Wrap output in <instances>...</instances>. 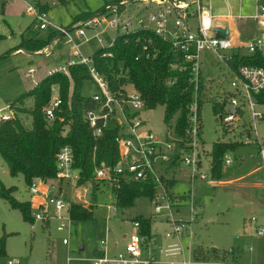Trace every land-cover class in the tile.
<instances>
[{
    "label": "built area",
    "instance_id": "obj_1",
    "mask_svg": "<svg viewBox=\"0 0 264 264\" xmlns=\"http://www.w3.org/2000/svg\"><path fill=\"white\" fill-rule=\"evenodd\" d=\"M156 5L154 11L143 18H136L133 23L136 29H146L169 41L171 48L182 54L189 62L190 80L197 81L200 72L199 52L208 49L216 59L226 64V61L233 53L244 49V53L264 54V14L253 15L257 24L261 27L262 33L251 39L238 40L237 34L233 32L228 24L233 18L230 14H213L202 9L200 0H192L186 3L182 0H144ZM26 12L33 15L34 29L51 28L55 33H62L59 39L65 37L64 42L70 44L71 55L62 64L51 67L47 73L63 72L67 75V66L71 64H84L95 91L89 94L93 101L91 107L83 110V120L93 136L101 135L104 128L109 126L118 127L119 133L115 137L117 159L112 165L103 161L95 164L92 170L91 179L115 192L126 183L149 182L154 190L153 195L148 199L152 205V215L149 219L165 224L162 231L164 243L157 248L148 245V237L138 233V227L134 223L132 232L124 245L123 250L116 255H107L105 246H101V254L89 258L91 264H264L263 262L240 261L235 257H228L227 254L211 255L202 258L196 255L195 249L191 246V225L198 215L199 206L193 195L195 180L208 178L210 184H215V179L209 176V152L202 147L198 137V115L196 101L188 105V127L185 129L186 137L176 136L172 139L160 137L154 132L143 127V121L139 116V110L144 106L139 93L131 85H123L122 89L112 92L106 78H104L93 66L91 57L83 56L79 49L82 41L99 37L103 32L94 31L102 22L106 27L128 30L132 21L129 18L121 19L124 15V5L119 7L118 3H107L104 10L94 16L88 17L78 25L64 27L55 25L48 19V10H42L38 5H32L28 1ZM194 4V9L191 8ZM124 6V7H123ZM124 8V9H123ZM173 17L172 26L167 25L168 18ZM243 22L244 16L239 17ZM194 20V25L189 20ZM144 21L151 24H144ZM92 30L90 36H86L80 27ZM214 28H226V34L215 35ZM73 35L81 36L80 42H75ZM56 37L52 40H59ZM112 41V39H111ZM111 41L108 45H111ZM141 44L143 58L155 57L157 49L151 41L146 38H137ZM231 51L226 52V50ZM240 53V52H239ZM110 55L109 52L102 55ZM172 67L177 66L180 70L183 66L171 63ZM227 68V65H226ZM35 67H30L27 73L35 72ZM228 70V69H227ZM231 91L228 92L226 103L222 112L216 116L222 124L224 131L231 133L227 140L239 141L241 144H255L258 146L261 158V167L264 170V147L256 133V122L264 119V65L240 64L237 69L230 72ZM60 100L57 94H53L51 100L42 107V112L47 120L55 118V110ZM12 111L6 106L5 111H0V121L12 117ZM206 159L207 172L202 170L203 159ZM56 178L54 183H48L39 177L35 178L28 187L32 195L44 193L42 202L31 201L32 216L34 220L48 221L55 218L59 221L56 229L69 228L71 218L68 214V205L72 202L85 201L90 193V181L79 182V169L72 166L73 153L68 145H63L56 151ZM231 162L228 151L222 156V166ZM178 165L187 168V175L190 187L181 196L172 194L168 185L166 172ZM69 185V198L65 199L63 190L57 192V181ZM89 192V193H88ZM73 196V198H72ZM89 200V199H88ZM81 203V202H80ZM83 203V202H82ZM84 204V203H83ZM85 205V204H84ZM52 213V214H51ZM247 222L251 224V231L256 236H264V225L255 215H249ZM184 237L188 243L184 245ZM62 244H67L68 239L63 237ZM102 242V241H101ZM251 250L250 246H247ZM232 252V250L230 251ZM158 254L165 259L158 258ZM71 257L65 258V264H69ZM16 258L7 260V264H17Z\"/></svg>",
    "mask_w": 264,
    "mask_h": 264
},
{
    "label": "rangeland",
    "instance_id": "obj_2",
    "mask_svg": "<svg viewBox=\"0 0 264 264\" xmlns=\"http://www.w3.org/2000/svg\"><path fill=\"white\" fill-rule=\"evenodd\" d=\"M3 1V4H2ZM30 4H44L48 6V19L55 25L64 27L74 26L81 21L73 22V17L78 13L88 12L91 15L97 13L105 2L114 0H27ZM186 3L192 0H182ZM124 5L125 12L121 19L129 18L132 23L128 27L136 29L134 20L143 18L154 11L156 5L144 0H119ZM202 9L213 14H230L233 16L228 24L237 34L238 40L251 39L262 33L261 27L257 24L253 15L264 14V0H200ZM27 4L24 0H0V34L4 38L0 40V111H5L6 106L16 97L31 89L34 84L45 76L48 70L62 64L67 56L71 55L69 43H65V37L54 40L36 53L5 52L14 47L21 38V34L33 22V15L26 12ZM124 7V6H123ZM194 9V4H191ZM124 9V8H123ZM103 11V10H102ZM244 16V22L239 18ZM88 18V17H87ZM189 23L194 25V20ZM144 24H151L144 21ZM173 17L167 20V25L172 26ZM86 36L92 34V30L80 26ZM33 28V27H32ZM102 38L98 42L95 38L82 41L79 49L83 56L90 55L101 46H106L116 33L123 32L122 29L109 28L102 22L94 31H100ZM51 28L36 29L31 31L37 38H48ZM30 34V31H29ZM75 42L82 40L81 36L73 35ZM231 49L226 50V52ZM244 53V49H239ZM200 71L207 79V86L204 93V100L200 108L201 120V144L205 151L209 152L211 143L215 140H227L231 133L224 131L222 124L213 114L211 105L212 99L220 100L225 94L231 91L230 73L226 64L219 61L208 50L199 52ZM35 67V72L27 73L28 68ZM91 80L83 81L80 92L88 96L95 91ZM264 109V107H262ZM139 116L143 121V127L160 137L172 139L171 123L163 121V106L157 105L154 108L142 107ZM25 122H30L28 116H23ZM256 133L264 147V119L256 122ZM258 146L255 144L238 145L234 150L228 151L231 162L222 166L219 180L233 179L228 184H210L207 179L195 180L193 195L199 206L198 215L191 225V246L196 249L201 246L203 249L215 248L218 255L232 248V252H226L228 257H235L240 261L263 262L264 261V236H256L251 231V224L247 222L249 215H255L258 221L264 225V170L260 167L261 158L258 153ZM244 156L239 160V156ZM205 156L202 170L207 172ZM251 171V172H250ZM187 168L180 166L173 176L177 179L174 193L185 192L188 185L184 182ZM239 177V178H238ZM238 178V180H235ZM0 179L6 186L14 185V195L17 199L24 201L30 198L28 186L23 176H12L4 159L0 156ZM258 182L261 186H256ZM96 183V182H95ZM98 185L93 200L88 196L83 202L88 206L90 202L91 218L86 220H72L69 228L56 229L59 223L55 218L48 221L35 220L33 224L23 219L18 209L12 208L0 197V239L5 242V253L0 256V264H7V260L16 258L17 264H65V258L71 257L69 264H91L89 258L101 254V246H105L107 255H116L123 250L129 235L134 227L131 220L136 215L151 216L152 205L147 198H136L129 207H119L115 204L114 192L109 187ZM65 199L69 198L71 192L69 185L61 182ZM177 191V192H176ZM89 193V192H88ZM73 198V196H72ZM82 203V204H83ZM83 204V205H84ZM52 214V213H51ZM165 224L154 219L151 224L150 240L148 245L151 248L159 246V239ZM157 236V237H156ZM68 239L67 244H62L61 239ZM156 238V239H154ZM102 241V242H101ZM184 245L188 238L184 237ZM83 248L80 249L79 247ZM102 246V247H103ZM251 247V250L247 249ZM165 259L158 254V258Z\"/></svg>",
    "mask_w": 264,
    "mask_h": 264
},
{
    "label": "trees",
    "instance_id": "obj_3",
    "mask_svg": "<svg viewBox=\"0 0 264 264\" xmlns=\"http://www.w3.org/2000/svg\"><path fill=\"white\" fill-rule=\"evenodd\" d=\"M118 3L119 0L110 3ZM39 3V2H38ZM36 4L42 10H48L44 4ZM109 2H105V6ZM3 4V1H2ZM122 5L119 4V7ZM91 14L78 13L73 22L83 21ZM30 25L21 34L20 41L8 49L4 55L16 49L36 52L45 48L57 33L49 32L48 38H37L31 34ZM30 31V34H29ZM146 38L157 49L153 58L145 59L141 54V44L137 38ZM4 38L0 34V40ZM59 39V38H58ZM109 52L102 55L103 53ZM94 68L107 79L112 92L120 91L123 85L131 84L143 100L144 107L150 109L157 105L163 106V121L171 123L172 132L185 139V129L188 127V105L195 100L198 115V137L201 134L200 108L204 100L207 79L201 73L197 76L196 84L190 80L189 62L182 54L171 48L169 41L146 29H135L128 32L116 33L109 46H101L90 55ZM171 63L183 66L178 69ZM264 65V54L261 53H233L226 61L228 72H233L240 64ZM89 74L84 64L67 66V75L63 72L47 73L34 86L16 97L8 104L12 117L0 121V156L7 164L8 172L12 176L22 175L29 187L32 181L39 177L48 183H54L56 178V151L63 145L72 149V166L79 169V182L90 181L88 199L93 200L98 185L91 179L95 164L103 161L108 165L117 159L115 137L119 133L118 127L104 128L101 135L93 136L83 120V110L93 105L88 96L80 92L83 81L89 80ZM57 94L60 103L55 110V118L47 120L42 112L45 106ZM228 94V93H227ZM225 94L220 100L212 99L211 109L214 115L222 112L226 103ZM23 116H28L26 123ZM202 142V141H201ZM239 141L215 140L211 143L209 156V176L219 180L222 168V156L225 151H232ZM58 180L57 192L61 190ZM168 181V185H169ZM16 186H6L0 179V197L12 208L18 209L24 220L34 223L30 199L21 201L14 195ZM153 188L149 182L126 183L115 192V204L119 207H129L136 198L149 199L153 195ZM92 204L88 206L80 202H70L68 214L72 220H86L91 218ZM138 227V233L148 237L152 221L147 216L136 215L131 219ZM196 255L208 258L216 255L215 248L203 249L197 246ZM230 250H225L226 254ZM5 253L4 239H0V256Z\"/></svg>",
    "mask_w": 264,
    "mask_h": 264
},
{
    "label": "crops",
    "instance_id": "obj_4",
    "mask_svg": "<svg viewBox=\"0 0 264 264\" xmlns=\"http://www.w3.org/2000/svg\"><path fill=\"white\" fill-rule=\"evenodd\" d=\"M25 1H27V0H24V2ZM95 14H92V15H90V16H88V17H91V16H94ZM32 25H33V22H32ZM62 26V25H61ZM33 27V26H32ZM70 27V26H69ZM33 30H32V32H34L36 29H34V28H32ZM19 51L18 52H27V51H25V50H23V49H18ZM13 53H16V52H12V54ZM27 53H31V52H27ZM34 53H36V52H34ZM68 57V56H67ZM66 57V58H67ZM66 60V59H65ZM64 60V61H65ZM201 72V71H200ZM202 75V74H201ZM1 108V107H0ZM200 140H201V134H200ZM243 158H245L243 155L242 156H239V160H242ZM181 165H178V166H176V167H173V169L171 168V170H169L168 172H166V176H167V179H168V181L170 182L169 183V188H170V191L172 192V194H174V195H176V196H181V195H183L184 193H186L187 191H188V189H189V187H190V184H189V179H188V175H187V173H186V178L184 179V182L188 185V189H187V191H185V192H177V193H174L173 191H175V189H173L174 188V186H175V184L177 183V179L173 176V174L175 173V171H176V169L177 168H179ZM183 167V166H182ZM260 167H261V164H260ZM186 168V167H185ZM262 168V167H261ZM263 169V168H262ZM251 172V171H250ZM239 178V177H238ZM238 178H236L235 180H238ZM233 180V179H232ZM231 179H227V180H215L216 181V183L217 184H228V183H230L231 181H232ZM264 180V179H263ZM264 182V181H263ZM254 185H256V186H261V184H259L258 182H256V183H254ZM264 186V184L262 185V187ZM29 191V190H28ZM30 195V201H34L35 203H38V202H42V200L44 199V193H40L39 192V194L38 195H32L31 193L29 194ZM27 200V199H26ZM147 217H149V216H147ZM150 233H151V231H150ZM160 236V239L158 240L159 241V245H162L163 243H164V239L162 238V234L161 235H159ZM157 237V236H156ZM154 239H156V238H154ZM80 249H82L83 247L82 246H80L79 247ZM231 250H232V248H231ZM230 250V251H231Z\"/></svg>",
    "mask_w": 264,
    "mask_h": 264
},
{
    "label": "water",
    "instance_id": "obj_5",
    "mask_svg": "<svg viewBox=\"0 0 264 264\" xmlns=\"http://www.w3.org/2000/svg\"><path fill=\"white\" fill-rule=\"evenodd\" d=\"M102 10H104V7L101 8L97 13H100L102 12ZM97 13H94L95 15ZM68 28V27H67ZM214 30L216 31L215 35H219V34H226L227 33V29L226 28H223V29H220V28H214ZM62 36V33H58L56 35V39L60 38ZM31 53H34V52H31ZM228 250H231V247L228 248Z\"/></svg>",
    "mask_w": 264,
    "mask_h": 264
}]
</instances>
